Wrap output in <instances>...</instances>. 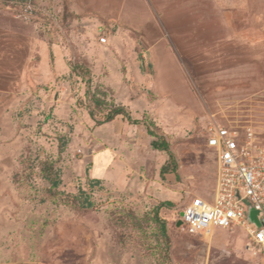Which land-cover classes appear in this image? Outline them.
I'll return each mask as SVG.
<instances>
[{
	"label": "rangeland",
	"instance_id": "1",
	"mask_svg": "<svg viewBox=\"0 0 264 264\" xmlns=\"http://www.w3.org/2000/svg\"><path fill=\"white\" fill-rule=\"evenodd\" d=\"M135 4L136 13L123 20L89 14L114 24L104 46L97 44L93 20L77 44H67L57 23L44 27L49 39L62 37L67 73L51 76V57L39 76L31 73L13 85L14 94L0 91V264H264V251L246 246L244 227L217 228L209 236L176 226L185 191L206 198L214 191L215 151L206 145V127L211 113L226 116L228 94L209 97L186 88V81L195 87L189 62L165 66L167 55L211 50L225 61L245 53L241 46L233 51L232 41L238 34L264 40L257 32H264V0ZM66 16L72 17L66 14L63 26ZM167 24L193 35L168 38ZM254 64L263 68L264 59ZM193 95L205 107L202 116L190 109ZM92 96L101 103L95 105ZM113 105L124 106L137 122L117 115V122L98 124ZM122 122L162 134L173 159L146 142L136 145L129 131L118 132ZM108 150L109 174L94 183V157ZM160 153L169 169L178 170L170 182L159 173ZM50 168L60 173L56 188L46 177ZM83 200L91 205L81 206Z\"/></svg>",
	"mask_w": 264,
	"mask_h": 264
},
{
	"label": "crops",
	"instance_id": "2",
	"mask_svg": "<svg viewBox=\"0 0 264 264\" xmlns=\"http://www.w3.org/2000/svg\"><path fill=\"white\" fill-rule=\"evenodd\" d=\"M21 2L23 0H0V91L10 94L15 92L12 86L19 84L20 81H25V78L29 77L31 73L39 76L41 68L51 61V57L53 63L49 74L57 77L67 73L68 67L64 59L62 37L55 34L53 39H49L43 33L44 27L49 29L52 23H57L60 29H65L63 38L67 44H77L87 21H95L98 32L101 27L108 29L114 27L113 23L101 20L98 17L100 14L123 20L127 19L125 15L128 12L136 13L137 9L136 0L133 3L128 0H32L30 2L31 11L29 15L24 16L17 14V10L22 9ZM91 13L99 15L90 19L89 14ZM66 14H71L72 17L69 19L66 16V26H63L62 21ZM172 26L173 24H167L163 27L168 30L165 33L168 38L193 35L188 32L174 31ZM257 32L259 39H264V32L261 30H257ZM165 35L159 37L162 39L161 41L164 40ZM234 37H237L235 38L237 40L232 41V50L236 51L241 46L246 48L245 53H236L237 55L233 53L230 58H224L225 61L210 52L211 50L208 54L201 56L194 53L185 54L182 58L171 56L169 59V55H167L166 60L168 61L165 66L171 68L170 66L174 64L172 61L175 60L189 62L188 66L191 68L189 77L192 78L191 82L195 83V87L193 88V85L186 81V88L207 92L209 97L220 92L228 94V101L222 107L226 109V116L223 117L224 120L217 118L223 125L236 128L252 126L264 133V66L259 68L254 64L255 61L264 59V50H261V47H264V40L257 42L256 39L252 40L245 34H238ZM97 44L103 46L98 42ZM92 47L94 49L95 46ZM35 56H37V63L34 60ZM245 60L249 63H246ZM222 65L225 66V72L220 71L219 73L216 70ZM178 66L186 67L184 63L180 64L179 62ZM241 67L245 68L241 69ZM191 99L190 109L197 112L199 116L204 115L203 104L194 95ZM114 121H118L117 116L104 124L109 125ZM121 130L131 132L138 146H141L140 142L151 145L153 141L150 137L151 134L149 135L142 126H131L122 122L117 131L121 132ZM153 136L159 137L155 134ZM154 150L161 152L158 149ZM110 155L109 150L108 152L100 151L95 155L91 168L92 177L99 179L108 176L107 164ZM167 159L166 154L160 153L157 160L159 173L161 166L168 163ZM96 164L101 169L96 171L94 169ZM177 173L178 170L169 169L162 175L170 182L176 178Z\"/></svg>",
	"mask_w": 264,
	"mask_h": 264
},
{
	"label": "built area",
	"instance_id": "3",
	"mask_svg": "<svg viewBox=\"0 0 264 264\" xmlns=\"http://www.w3.org/2000/svg\"><path fill=\"white\" fill-rule=\"evenodd\" d=\"M32 0H23L18 15H29ZM110 29L101 27L97 42L109 43ZM206 145L215 151L216 185L210 198L184 192L180 214L189 234L210 235L217 228L246 229L248 248L264 251V133L252 126L223 125L213 113ZM255 220H249L248 210Z\"/></svg>",
	"mask_w": 264,
	"mask_h": 264
},
{
	"label": "trees",
	"instance_id": "4",
	"mask_svg": "<svg viewBox=\"0 0 264 264\" xmlns=\"http://www.w3.org/2000/svg\"><path fill=\"white\" fill-rule=\"evenodd\" d=\"M91 99H92V102L95 105H98V104L101 103L99 98H94V96H92ZM93 108H94V106H93ZM89 114H90V116H93L94 115L93 110H90ZM117 115H123L130 122H133V123L137 122V120H131L130 114L124 108V106H122V105H113V106H111V108L107 109V111L104 114L103 119L101 121H98L97 123L101 124V123L110 121V120L114 119ZM148 133L153 135V133L149 129H148ZM151 146L154 149L163 150V151L167 152L169 157L171 159H173V154H172V152L169 149V145L162 137H157L156 140H153L151 142ZM167 170H169L167 164L162 165L161 168H160V173L163 174ZM172 170L175 171L176 169L173 168ZM46 177L48 178L51 187L56 188L61 183L60 173H59V170H57V169L50 168L49 169V173H48V175H46ZM93 181H94V183H98L99 179L98 178H94ZM80 205L81 206H90L91 202L88 201V200H83V201L80 202ZM154 219L157 222L159 221L157 216H155ZM160 227H161L162 233L166 237L165 226L163 224H160Z\"/></svg>",
	"mask_w": 264,
	"mask_h": 264
},
{
	"label": "water",
	"instance_id": "5",
	"mask_svg": "<svg viewBox=\"0 0 264 264\" xmlns=\"http://www.w3.org/2000/svg\"><path fill=\"white\" fill-rule=\"evenodd\" d=\"M150 129V131L153 133V134H155V135H162V134H158V133H156L155 132V130L152 128V127H149ZM254 214H255V212H254V210H252L251 208H249V210H248V214H247V217H248V219L249 220H255V216H254ZM180 225H182V220L181 219H177L176 220V226H180Z\"/></svg>",
	"mask_w": 264,
	"mask_h": 264
},
{
	"label": "bare ground",
	"instance_id": "6",
	"mask_svg": "<svg viewBox=\"0 0 264 264\" xmlns=\"http://www.w3.org/2000/svg\"><path fill=\"white\" fill-rule=\"evenodd\" d=\"M214 231V230H213ZM213 231H212V233L209 235V236H212V234H213Z\"/></svg>",
	"mask_w": 264,
	"mask_h": 264
}]
</instances>
